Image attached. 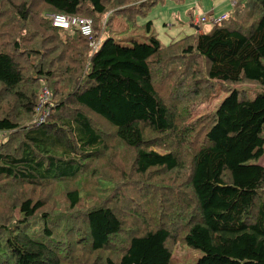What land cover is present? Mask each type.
<instances>
[{
  "label": "trees",
  "instance_id": "1",
  "mask_svg": "<svg viewBox=\"0 0 264 264\" xmlns=\"http://www.w3.org/2000/svg\"><path fill=\"white\" fill-rule=\"evenodd\" d=\"M157 1L0 0V264H170L176 242L194 264H264V0L166 45L89 49ZM52 14L89 19L90 37ZM214 86L215 109L177 126Z\"/></svg>",
  "mask_w": 264,
  "mask_h": 264
},
{
  "label": "rangeland",
  "instance_id": "2",
  "mask_svg": "<svg viewBox=\"0 0 264 264\" xmlns=\"http://www.w3.org/2000/svg\"><path fill=\"white\" fill-rule=\"evenodd\" d=\"M231 1L233 0H160L143 15L138 13L131 19H127L121 13L114 14L105 29L99 34L97 42L99 43L110 36L121 45H130L131 39L138 43H147L150 34H154L161 44L166 45L171 40L181 38L194 31L190 25V15L193 11H196L195 15L199 13L200 16L206 17L205 14L215 10L214 16L208 17L213 20L230 12ZM222 11L226 14H222ZM146 22H150L149 32L145 30ZM209 29L208 23H203L200 27L202 32H207ZM41 87L43 85L39 90ZM231 87L246 90L247 96L258 90L251 84ZM226 95L227 92L214 86L203 89L196 96L183 99L174 114L176 125H184L199 116L212 112ZM34 118L35 116L31 124ZM251 163L264 164V153L260 159ZM200 255L198 250L176 242L171 250L170 264H194Z\"/></svg>",
  "mask_w": 264,
  "mask_h": 264
},
{
  "label": "built area",
  "instance_id": "3",
  "mask_svg": "<svg viewBox=\"0 0 264 264\" xmlns=\"http://www.w3.org/2000/svg\"><path fill=\"white\" fill-rule=\"evenodd\" d=\"M51 19V24L54 27L68 29L71 27H76L79 30L80 35L83 37H90L91 35V21L87 18H77L66 16L63 14H52L49 16ZM227 15L221 16L216 19H208L206 17L200 16V14L195 15V21L193 24L196 28L201 26L203 23H208L209 25H215L223 20H226ZM98 46V42L91 41L88 43V47L91 51H94ZM49 99V94L46 88L43 86L39 91L38 100L35 107V118L33 120L34 123H40L44 120L45 115L47 114V102Z\"/></svg>",
  "mask_w": 264,
  "mask_h": 264
},
{
  "label": "crops",
  "instance_id": "4",
  "mask_svg": "<svg viewBox=\"0 0 264 264\" xmlns=\"http://www.w3.org/2000/svg\"><path fill=\"white\" fill-rule=\"evenodd\" d=\"M232 3H233V1H231ZM232 3H231V5H232ZM214 11L215 10H211V11H209V13H207V14H205L206 15V18H208V17H211V16H214ZM195 12L196 11H193L192 12V14L190 15V25H191V27H193L194 28V31H196V30H200V27L201 26H199L198 28H196L195 27V25L193 24V21H195ZM223 12V11H222ZM199 14V13H198ZM222 14H226L225 12H223ZM209 19V18H208ZM193 31V32H194ZM202 32V31H201ZM160 41V40H159Z\"/></svg>",
  "mask_w": 264,
  "mask_h": 264
}]
</instances>
